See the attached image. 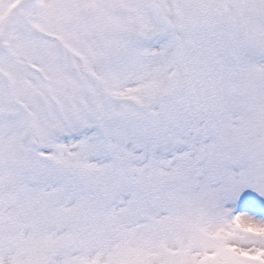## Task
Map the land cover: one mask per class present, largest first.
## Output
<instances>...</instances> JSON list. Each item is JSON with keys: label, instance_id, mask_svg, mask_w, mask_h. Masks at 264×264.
<instances>
[{"label": "snow or ice", "instance_id": "6c2138e0", "mask_svg": "<svg viewBox=\"0 0 264 264\" xmlns=\"http://www.w3.org/2000/svg\"><path fill=\"white\" fill-rule=\"evenodd\" d=\"M0 264H264V0H0Z\"/></svg>", "mask_w": 264, "mask_h": 264}]
</instances>
